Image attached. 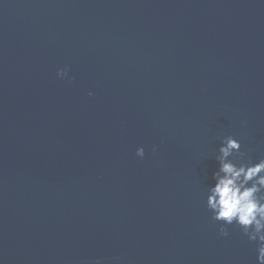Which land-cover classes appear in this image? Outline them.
I'll return each mask as SVG.
<instances>
[{
  "label": "water",
  "instance_id": "water-1",
  "mask_svg": "<svg viewBox=\"0 0 264 264\" xmlns=\"http://www.w3.org/2000/svg\"><path fill=\"white\" fill-rule=\"evenodd\" d=\"M227 136L264 158V0H0V264H256Z\"/></svg>",
  "mask_w": 264,
  "mask_h": 264
},
{
  "label": "clouds",
  "instance_id": "clouds-1",
  "mask_svg": "<svg viewBox=\"0 0 264 264\" xmlns=\"http://www.w3.org/2000/svg\"><path fill=\"white\" fill-rule=\"evenodd\" d=\"M56 75L63 79L68 69H58ZM144 154L143 147L136 148L137 157L143 158ZM243 157L238 140L232 136L222 139L215 156L218 167L212 173L213 183L206 188L205 204L211 219L220 225V236L228 235L226 226L236 225L256 245V264H264V158L244 161ZM94 264H102L101 258H96Z\"/></svg>",
  "mask_w": 264,
  "mask_h": 264
}]
</instances>
